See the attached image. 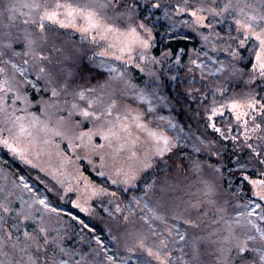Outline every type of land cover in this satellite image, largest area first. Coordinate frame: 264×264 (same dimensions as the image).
Masks as SVG:
<instances>
[{
	"label": "rangeland",
	"instance_id": "rangeland-1",
	"mask_svg": "<svg viewBox=\"0 0 264 264\" xmlns=\"http://www.w3.org/2000/svg\"><path fill=\"white\" fill-rule=\"evenodd\" d=\"M11 2L25 4L30 0H11ZM40 2L52 8L57 3L82 6L90 3L91 0H40ZM225 2L226 0H161L162 7L159 10L150 9L155 15L148 17L154 36L149 50L140 48L138 44H131V52L126 50L130 44L129 38L123 34L127 21L121 19L108 22L114 23L122 31L118 33L109 30L103 37L100 30L81 31L86 26L85 20L81 15L76 14L73 22L72 18L68 17L67 8L60 9L59 19L67 21L68 26L61 27L58 23L46 22L49 33L57 37L58 46L74 53L72 60L67 61L73 70L74 85L96 88V92L91 94L96 96H100L102 91L106 93L113 91L111 88L100 87L105 85L106 81L121 86L120 92L114 97L118 98L121 104L119 117L101 120L86 118L80 112L72 110L71 95L62 94L54 98L58 101L56 107H45L39 101L42 96L47 99L50 93H38L30 88L29 96L34 101L31 107L26 113L22 101H16L15 107L16 116L24 114L25 125H33L27 127V132L31 135L21 134L18 127L13 126L15 117L12 120L7 119L11 116V108L7 113L0 112V139H6L10 145L23 149L22 152H17L14 147L0 143V200L7 198L13 209L32 205L31 210L35 215H42L45 222L54 228L53 234L59 232L63 236L64 247L70 253H75L71 257L73 261H78L79 264H191L192 238L202 236L206 239L203 243L200 264H213L217 255L215 252L217 245L210 241H214L216 235L209 238V233L219 229L217 235H227L226 221L240 220L241 225L236 226L237 232L251 228L244 217L238 216L237 213H244L257 225L264 227V221L258 216L251 217V212L255 208L252 201L264 204V201L253 194L256 186L251 183L253 179H264V166L258 163L259 158H254L252 151L247 148V144H252L257 151L264 152V134L257 133L262 136L261 140H257L253 135L247 141L244 140L243 135L244 121L248 122L249 128L253 125V117L257 124L264 121V115L257 114L249 107L254 97L259 102L257 108H264V77H260L257 73L255 79L250 80L251 67L247 69L243 67L250 59L255 63L254 52L258 50L259 41L254 36H240L234 30L236 25L230 17L217 23L206 10L202 15L208 17V23L214 25L213 29L194 25L196 18L191 15V10L197 6L207 8V5L211 4L212 7L217 5L222 7ZM243 2L244 0H241V4ZM8 3L9 0H0V38L5 32L23 36V32L19 31L24 27L22 20L26 18L22 12L26 13L30 10L15 9L18 18L14 21V26L5 27L7 20L3 10ZM248 3H258V0H248ZM176 4L182 7L187 4L191 10L179 12L175 9ZM215 32L222 33V38L216 40ZM209 33L213 35L205 41L203 35ZM229 34L237 39H229ZM195 36L199 45L189 51L185 65L180 61L181 53L178 56L173 55L170 50H165L160 55L153 52L159 39L168 43L175 37ZM240 40L244 43H239ZM16 47L19 51L25 50L22 41L18 40ZM166 52L170 54L157 64L141 58L147 56L159 60ZM232 53L237 55L233 56ZM129 58L132 59V63H127ZM4 59L0 57V61ZM13 59L21 63L20 57ZM191 61L196 63L192 64ZM137 64L140 65L139 68L136 67ZM221 64L226 65V68L217 72L216 69L220 68ZM87 66L101 69L106 73L105 78L94 81L89 77H83L81 71ZM8 67L9 75L19 76L10 65ZM182 67L185 69L184 73L181 71ZM154 71L157 74L163 72L158 81L151 75ZM29 72L31 73L32 70L29 69ZM120 73H123L122 77L119 76ZM184 74L187 79L185 83L182 78ZM171 76H177L178 79L173 80ZM3 79L4 74H0V80ZM236 81L241 83L240 88L235 87ZM231 82H234V86L226 85ZM157 84L161 86L160 89L157 88ZM183 84L186 85L185 91L194 102L195 93L203 95L201 98L204 100L199 102V108L203 109L210 128L218 136L211 141L214 143L209 144L203 138L192 137L180 123L177 111L179 108L176 107L175 100L181 96L180 86L183 89ZM12 95L8 93L9 97ZM157 95L165 99L163 101L157 99ZM101 99L107 101L108 96H101ZM75 102L81 107L88 106L78 99ZM233 102L238 105L235 109L232 107ZM8 103L12 105L13 101L9 99ZM125 107L135 111L126 112ZM212 109H216L215 115L212 114ZM137 112L143 114L142 119L150 129L172 138L174 144L172 152L178 146L195 148L200 142L205 149L203 151L214 158L212 161L206 157H198L195 156L198 153L195 149L190 151L184 173L175 171L167 173L173 190L164 200L152 193L144 196L143 179L137 180L134 184H125L122 182V177H118L116 173L117 168L127 170L137 165L138 162L132 156V151L143 152L145 148L155 143L147 132L132 123ZM27 113L35 114L40 122L33 121ZM238 115L239 120H237ZM123 116L128 117L123 123L131 124L130 132L121 129ZM213 123L224 133V136L212 128ZM189 128L193 130L192 127ZM109 130L116 135H111L105 140L104 134ZM59 132L63 135H59ZM130 136L132 139L139 136V143L134 148L126 144L120 149V145L129 140ZM233 137L239 139L234 140ZM224 140L234 142L236 147L243 150L240 153L244 154L247 161L246 169L249 167L252 171L250 174L247 173V177L242 175L243 180L239 178V180H226L224 165L215 160L217 157L215 152L226 149L225 144H221ZM168 154L170 153L158 158V167H161V162ZM193 161L199 162V170L192 167ZM213 165H219L221 171L216 172ZM249 177L251 179H248ZM117 179L121 182L114 184L112 181ZM202 181L216 185L217 191L212 197L217 202L215 207L207 204ZM25 184L28 187H25ZM94 188L97 191L103 188L107 192L93 195ZM44 197H47L53 208L59 209L58 213L46 209L42 212L41 205L33 204L34 199ZM197 199L205 200L204 211L208 212L207 216L189 207ZM219 207H223L225 211L219 212L217 210ZM84 208L88 211H84ZM209 208L212 210L208 211ZM256 211L259 212L261 209ZM15 214L13 211L11 216ZM189 217L197 221L198 228L185 223ZM7 219L10 224L15 222L11 218ZM213 220L217 223L214 224ZM81 221L84 223L82 224ZM28 222H32V226L26 225ZM37 223L38 221L34 219L25 222L20 226V232L25 228L31 231ZM13 231L15 232V229ZM181 235L185 238L180 239ZM96 237H99V240ZM161 241L167 246L164 247Z\"/></svg>",
	"mask_w": 264,
	"mask_h": 264
},
{
	"label": "snow or ice",
	"instance_id": "snow-or-ice-1",
	"mask_svg": "<svg viewBox=\"0 0 264 264\" xmlns=\"http://www.w3.org/2000/svg\"><path fill=\"white\" fill-rule=\"evenodd\" d=\"M162 7L161 0H91L90 3L82 6H73L71 4L62 5L57 3L54 7L49 8L46 4L40 2V0H30L25 4L12 3L9 0L8 5L4 8L5 19L7 24L5 27L14 26V21L18 18L16 12L17 8L21 10L28 8L30 11L22 12V15L26 18L22 20L23 28L19 31L23 32V36L13 35L11 32H5L3 37L0 38V57L5 58L0 61V74H4V79L0 80V112L7 113L11 108V116H8V120H12L14 127H18L21 134L31 135L27 132V127L33 125H25L24 121L26 117L24 114L16 116V101H22L24 104V111L31 107L34 101L30 98L28 89H32L34 92L43 93L47 92L50 95L45 99L43 96L39 103H43L45 107H56L58 101L54 98L63 95H71L73 102L71 105L72 110L80 112L86 118H95L96 120L107 119L108 117H119L121 104L117 96L120 92L121 86L109 81L105 82V85L100 86L101 88H111V93L101 92L100 96L91 95L96 92V88H86L80 85H74L72 77L73 70L67 63L72 60L74 53L65 50L58 46L57 37L54 34H50L46 22H53L60 24L61 27L68 26L67 21H61L59 19V11L61 8H67L68 17L72 18L74 22L76 14H79L85 20L86 26L81 29L83 32L89 30H100V34L103 37L109 30H115L120 33L122 30L116 27L114 23H109V20L121 19L127 21L123 34L126 35L130 44L126 48L127 51L131 52V44H138L140 48L149 50L152 47L151 41L154 39L153 28L150 26L151 21L148 17L154 16L155 12L150 9L159 10ZM175 9L179 12L189 11L190 7L185 4L183 7L180 4L175 5ZM35 10V11H32ZM208 11L211 18L217 23H221L224 18L230 17L236 27L235 31L240 36H254L258 44V50L254 52L255 63L251 65V72L249 73L250 80L255 79V74H259L260 77H264V0H258V3H248V0H244L241 4V0H226L223 6L217 5L212 7L211 4L204 6H197L194 10H191V15L195 17L194 25L206 26L207 28H213L212 23H208V17L202 15L205 11ZM109 13L111 14L109 16ZM146 13V15H145ZM167 15V11H166ZM239 17V18H237ZM257 29H259L257 31ZM213 33L203 35L205 41L209 40V36ZM216 40L222 38V33H214ZM95 39V37H92ZM229 39L235 40L236 37H232L229 34ZM22 41L23 52L19 51L16 47L17 41ZM239 43L243 44L244 41L240 40ZM229 48L231 45L228 46ZM228 49H225L227 51ZM170 53L166 52L159 60L156 57L142 56V59L150 60L153 64L161 63ZM236 56V53H232ZM20 57L21 63H17L13 58ZM24 57H27L25 59ZM62 57V58H61ZM123 59V57H118ZM132 59L129 58L127 63H132ZM177 58V63H179ZM195 64L196 61H191ZM14 70L15 73H19V76L9 75V67ZM27 65L28 67H23ZM140 67L139 64L136 65ZM226 68V65L221 64L220 68L216 69L220 72ZM29 69L32 72H29ZM143 71V69H141ZM158 81L163 72L157 74L155 71L151 73ZM119 76H123L120 73ZM173 80L178 79L177 76L170 77ZM127 83V82H125ZM157 88L161 86L157 84ZM162 90V89H161ZM197 91V90H193ZM8 93H12V96H8ZM107 95L108 100L104 101L101 96ZM141 98H143L141 96ZM13 101L12 105H9L8 100ZM83 101L87 104V107H81L76 100ZM157 99L164 100V97L157 95ZM67 103V101H65ZM259 102L253 97L249 103V107L257 112V114L264 115V108H257ZM238 105L233 102V109ZM222 107V106H221ZM91 109V110H90ZM124 111L133 112L134 109L125 107ZM216 109H212V114L215 115ZM32 117L33 121L39 123V118L33 113H27ZM246 115V113H245ZM143 114L137 112L132 123H134L139 129L147 132L149 137H152L155 141L154 145H150L145 148L143 152L132 151V156L136 158L137 165L129 167L127 170L123 168H117L116 173L118 177H122V182L125 184H134L137 180L143 179L144 183L142 186L143 195L147 196L149 193L157 195L161 200H164L168 194L173 190L170 178L167 172L158 167L159 159L163 158L166 153H171L174 147L173 140L167 135L157 133L150 129L144 120L142 119ZM240 116H237V120ZM128 120L127 116H123L121 120V129L125 131H131V124L123 123ZM244 140L247 141L251 136L255 135L257 140H261L262 136L257 133L264 134V121L262 123H255V117H253V125L251 128L248 126V122L244 121ZM212 128L217 132H220L221 136L224 133L221 132L216 124L213 123ZM115 127V125H113ZM63 135L62 132L58 133ZM116 135V133L109 130L104 134V139L108 140L109 136ZM227 138V137H225ZM232 139L238 140L239 137H233ZM139 136L136 139L124 141L120 145V149H123L126 144H130L134 148L139 143ZM162 141V143H161ZM0 143L14 147L17 152H22L23 149L10 145L6 139H0ZM214 142H209L212 144ZM102 147V146H101ZM254 154V158H259L258 163L264 166V152L257 151L252 144H247ZM196 151H200L199 148ZM217 157H221V152L217 150L215 152ZM30 162V161H29ZM222 163V160H221ZM192 167L199 170L200 164L197 161H193ZM216 172H220L219 165L212 166ZM237 167L241 170V174L247 177L246 164H242L237 161ZM23 181V177L20 178ZM248 179H251L250 177ZM114 184L121 182L119 179L112 181ZM204 185V194L207 198V204L216 206L217 202L212 199L215 195L217 188L213 183L202 181ZM251 183L256 186L254 195L264 201V179L251 180ZM25 187H28L25 184ZM93 195H102L107 192L106 189L100 188L97 191L95 188L92 190ZM114 195V194H113ZM135 199V197L133 198ZM38 203L42 206L41 211L49 210L52 212H59V209H55L47 201V197L34 199L33 204ZM227 203V201H225ZM255 208L251 212V217L258 216L261 221H264V204L255 203ZM79 207V205H77ZM193 210H199L201 215L207 216L208 212L204 211L205 200H194L189 205ZM32 205L27 208L13 209L11 202L5 198L0 200V264H79L78 261L71 259L75 253H70L68 249L64 247V238L56 232L48 223L45 222L43 216H36L31 210ZM256 209H261L257 212ZM88 211L87 208L83 209ZM119 211V206L117 205ZM212 209L209 208L208 211ZM223 213L225 209L219 207L217 209ZM15 211V216H11V213ZM238 216H242L247 224L251 225V228L247 230L241 229L240 232L236 231V226L241 225L240 220L226 221V232L227 235L219 236L216 233L219 229L213 233H209V238L216 235L214 241L211 243L216 244L215 252L217 255L214 257L213 264H264V227L259 226L249 216L244 213H237ZM11 218L15 222L8 223V219ZM38 221L36 227L29 231L25 228L20 232V226L30 220ZM79 219V217H77ZM222 219V217H221ZM83 224L84 222L81 221ZM185 223L192 225L196 228L199 224L195 219L189 217L185 220ZM213 223H217L213 220ZM15 229V232L13 231ZM183 235L180 239H184ZM99 240V237H96ZM206 238L202 236H195L192 238L191 245V264H200V256L203 250V243ZM103 243V241H100ZM161 244L166 247L167 245L161 241ZM151 251V250H150ZM64 257H68L65 259ZM159 258V257H158ZM111 259V257H110Z\"/></svg>",
	"mask_w": 264,
	"mask_h": 264
},
{
	"label": "trees",
	"instance_id": "trees-1",
	"mask_svg": "<svg viewBox=\"0 0 264 264\" xmlns=\"http://www.w3.org/2000/svg\"><path fill=\"white\" fill-rule=\"evenodd\" d=\"M159 36V33H157ZM199 45L198 38L193 37V38H188V37H175L168 43H165V41L161 42V39L158 40L157 44L154 47L153 52L156 55H160L163 51L165 50H170L173 55H181L179 56L180 61L182 62L183 65H185V61L187 60L189 56V51L191 49H194ZM245 52V49H244ZM177 56V57H178ZM253 59H250L249 62L245 65H243L244 68H250L252 65ZM182 73L185 72V69L182 67ZM81 75L83 77H89L91 80H98V79H103L106 76V73L102 71L101 69H96L93 67H85L84 70L81 71ZM183 82H186L185 74L182 76ZM227 86H234V82L226 84ZM181 87V96L176 98V107L179 109L178 111V117L180 118V123L186 128L187 132L189 135L192 137H197V138H203L205 141L208 143L210 141H214V139L218 138L216 134L214 133V130H212L209 126V120L208 117H205L203 109L200 110L199 102L203 101L204 99L201 98L203 95L199 93H195V102L192 100V97L185 91L186 90V85L183 84V89ZM236 88L241 87V83L236 81ZM190 127L193 128L191 130ZM199 136V137H198ZM198 142V140H197ZM221 144H225L226 149L221 152V157H215V160L217 162H221L224 165V178L226 180L228 179H234V180H243L242 179V174L241 170L237 167V161H239L242 164H246V159L244 154L240 153L241 148H238L235 146L234 142L229 140H224L221 142ZM209 145V144H207ZM197 148L200 149V151H197L198 153L195 156L202 157V158H207L209 160L214 161V158L212 159L208 155L207 152H204L205 150L203 146L201 145L200 142H198L197 146L195 148H190L188 146L183 147V146H178L173 152L168 154L165 157V160L161 162V167L160 169L166 171L167 173H172L174 172H181L184 173L187 169V162L189 160L190 156V151L196 150ZM193 156V157H195ZM192 157V156H191ZM26 170V168H24ZM227 170V171H226ZM246 172L248 174L252 173L251 169L248 167L246 169ZM241 174V175H240ZM253 176V174H252ZM239 178V179H238ZM236 182V181H235ZM228 183V181H227ZM226 183V184H227ZM244 183V182H243ZM248 186V185H247ZM248 190H250V187L248 186ZM60 199V198H59ZM29 227L32 226V222L26 223Z\"/></svg>",
	"mask_w": 264,
	"mask_h": 264
}]
</instances>
